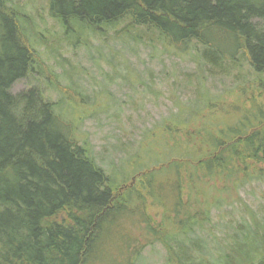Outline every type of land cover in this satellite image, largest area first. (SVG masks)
Listing matches in <instances>:
<instances>
[{
    "label": "trees",
    "instance_id": "1",
    "mask_svg": "<svg viewBox=\"0 0 264 264\" xmlns=\"http://www.w3.org/2000/svg\"><path fill=\"white\" fill-rule=\"evenodd\" d=\"M47 7L72 46L113 30L136 44L152 34L163 52L191 54L200 69L176 72L172 82L165 76V114L133 146L112 145L124 152L117 181L76 133L79 117L64 114L62 99L39 88L10 92L47 71L37 48L46 45L34 44L37 26L25 6L0 0V264H143L155 245L163 264H264V214L235 197L264 180V0H48ZM51 54L61 56L53 46ZM233 71L235 80L252 72L263 100L242 108L238 97L233 109H241L226 119L217 110L222 98L204 87ZM46 75L59 91L56 76ZM136 173L139 181L125 185ZM149 206L162 209L160 218Z\"/></svg>",
    "mask_w": 264,
    "mask_h": 264
},
{
    "label": "rangeland",
    "instance_id": "2",
    "mask_svg": "<svg viewBox=\"0 0 264 264\" xmlns=\"http://www.w3.org/2000/svg\"><path fill=\"white\" fill-rule=\"evenodd\" d=\"M17 1L25 6L30 17L27 20L30 22L33 19L37 26V34L34 32L31 35L34 44L39 41L37 39L45 42L46 49L43 46L37 48L46 61L47 71L42 69L43 73H33L16 81L10 87V92L16 95L30 88H39L52 101L62 99L66 107L64 114L73 115V111L79 117L76 133L87 141L96 162L117 181L122 180L121 170L117 173V169L118 158L124 152L112 151V145L120 143L125 148L133 146L142 136V131L165 114L170 107L168 95L165 98L169 88L162 79L166 76L172 82L176 72L200 69L196 57L191 54L177 57L163 52L152 34L148 35L153 39L151 41L144 36L142 43L124 42L115 38L116 30L107 32L102 39H89L87 45L81 41L72 46L62 37L59 25L49 18L48 0ZM52 46L57 47L61 56L51 54ZM47 72L56 76L59 91L50 89ZM235 72L229 77L217 75L205 81L204 90L212 95V99L222 98L224 104L218 103L217 110L227 116L226 119L231 115L230 112L241 109L240 105L233 109V102L238 97L241 98L242 108L250 107L251 98L258 102L263 100L253 73L240 71V78L235 80L232 78L237 74ZM64 74L69 77L63 79ZM157 93L160 95L155 97ZM189 95L192 100L196 96L193 88ZM222 105L225 110L228 109L227 112L222 110ZM233 119L235 116L230 117L231 121ZM139 179L140 174L136 173L126 180L125 185L137 183ZM238 193L239 196H234L245 203V208L261 218L264 214V180L247 184ZM161 212L162 209L148 207V213L155 219L160 218ZM213 231L218 233L216 228ZM142 256L143 264H163L165 252L160 245H155L146 247Z\"/></svg>",
    "mask_w": 264,
    "mask_h": 264
}]
</instances>
